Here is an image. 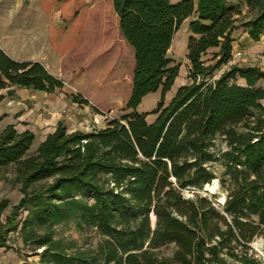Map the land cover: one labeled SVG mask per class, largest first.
I'll use <instances>...</instances> for the list:
<instances>
[{
    "label": "trees",
    "instance_id": "1",
    "mask_svg": "<svg viewBox=\"0 0 264 264\" xmlns=\"http://www.w3.org/2000/svg\"><path fill=\"white\" fill-rule=\"evenodd\" d=\"M39 1L51 16L58 13V19L49 20V42L58 53L67 52L84 28L82 50L88 49L90 36L97 39L93 51L104 54L112 48L115 38L105 32L103 3L92 16L94 0ZM241 1L255 12L245 25L249 36L259 40L264 0ZM111 3L118 31L132 50L129 89L121 106L125 113L96 131L69 132L60 122L33 153V131L19 132L13 124L0 131V168L14 166L22 192L0 226V246L17 228L16 215L23 208L28 212L21 235L33 250L42 248L40 264H96L99 258L103 264H257L250 242L264 235V88L257 86L264 70L231 64L209 79L231 60V32L241 10L228 0ZM192 15L187 46L191 82L164 104L180 68L171 66L168 51L175 32ZM96 17L100 22H94ZM212 48L218 50L203 58ZM110 59L109 66L118 64L113 74L121 68L120 55ZM236 76L246 83L231 81ZM12 85L51 93L63 81L39 61H16L0 47V88ZM160 86L156 107L139 112L143 98ZM72 100L89 103L80 93ZM149 114L155 115L153 121ZM217 135L228 146L219 157L211 149ZM218 159L231 174L220 206L201 192L215 178L211 163ZM186 190L191 198L184 196ZM6 203L0 202V213ZM74 214L103 235L96 255L67 252L54 239V225ZM170 243L176 246L171 258L156 255L155 249Z\"/></svg>",
    "mask_w": 264,
    "mask_h": 264
},
{
    "label": "crops",
    "instance_id": "2",
    "mask_svg": "<svg viewBox=\"0 0 264 264\" xmlns=\"http://www.w3.org/2000/svg\"><path fill=\"white\" fill-rule=\"evenodd\" d=\"M228 2L243 8L248 7L241 0H228ZM45 14L47 13L42 9L39 0H0V47L16 61H39L52 75L63 81V87L51 93L17 85L0 88V131L7 125L13 124L19 132L26 129L33 131L35 134L34 141L37 140L40 143L48 134L55 131L60 122L69 132L84 131L83 120L89 117L91 107H97L100 111L103 100L104 103L105 101L107 103L103 105L104 107L111 103L120 106L129 89L125 94L120 93V85L123 83V79L120 77L116 80L114 78H110L111 80L101 78L104 73L103 68H101L100 79L95 81L94 78H91L92 76L85 72L80 63L73 61L74 55H79L82 48L86 28L67 52L60 54L54 50L49 43L47 25L42 38L41 18ZM191 34L190 32L189 36ZM241 34L242 37L240 38L239 35ZM231 37L233 39L232 51L240 48L248 49L247 51L251 54L264 51L262 50L264 49V41H262L264 33L261 34L260 40L254 41L249 36L247 28L243 30L233 28ZM240 43L245 44V46L241 47ZM183 44L185 48L182 53L187 54L188 40L183 39L179 43L180 46ZM174 45L175 35L168 51V57L171 49H174ZM212 49L213 51L218 50L217 48ZM115 53L116 51L110 52L111 58L114 57ZM177 78L178 76L167 91H174L167 103L175 95L177 89L183 85L177 84ZM239 79L238 83H246L244 78L239 77ZM173 87L175 88L172 89ZM158 92L159 90L147 94L137 110L149 112L150 109H154L159 101ZM75 93H80L89 103L74 102L72 95ZM143 105L149 109L144 110L146 107ZM154 118L155 115L153 114L147 116L148 121H153Z\"/></svg>",
    "mask_w": 264,
    "mask_h": 264
},
{
    "label": "rangeland",
    "instance_id": "3",
    "mask_svg": "<svg viewBox=\"0 0 264 264\" xmlns=\"http://www.w3.org/2000/svg\"><path fill=\"white\" fill-rule=\"evenodd\" d=\"M171 1L175 2L178 0H171ZM193 1L197 3L198 0H193ZM100 3L104 4V5L102 4L104 6L103 8L106 11V14H108L107 17L108 23L106 22L104 26V28L106 27L105 32L115 38L114 42L112 43L113 44L112 48L105 51L104 54H100L99 52L93 51L92 49L95 47L94 44H97V39L91 38L90 36L88 37L89 39H87L88 49L86 48L83 50L80 49L79 55H74L73 61L75 63L76 62L80 63L82 65V68L85 70V72H87V74L92 76L91 78L92 79L94 78L95 81L98 78L100 79L101 76L100 72H102L101 68L104 69L103 71L104 73L101 76V78L104 79L114 78L115 80L119 77L122 78L123 83L122 85H120L121 86L120 93L125 94V92L128 89V78L132 68V50L122 39V35L118 31V18L112 8L111 0H94V3L91 6V11H90L91 15L93 16V13L96 11L97 6H99ZM237 6H238V10H241V13L235 14V17L238 18V20L236 23H234L233 28L243 30L244 28H246L245 25L246 22L255 15V12L252 11L249 7L243 8L240 5ZM50 17H52L53 19H58V13H54L52 16L48 13L42 15L41 18L42 38L44 37V29L46 25L48 26V38H49ZM195 18L196 15H192L186 18L181 24L180 28L174 34L175 45H174V49H171L169 53V57L173 59V61L171 62V66H174L176 64L180 65L179 74L176 81L177 84H186L191 82L188 72V66L190 62L187 58V54L182 53L184 51L185 45L183 44L180 46L179 43L183 39L188 40L190 34L188 24L190 20ZM100 20L101 18L99 19L98 17H96V19H94V22L98 23L100 22ZM92 37L94 36L92 35ZM239 37L241 38L242 34L239 35ZM262 41H264V38ZM240 46L241 47L245 46V44L240 43ZM111 51L113 52L116 51V53L119 52L120 62L118 63L119 66L121 65V68L119 69L117 68L118 70L113 74L111 73V71L113 70L114 66L118 64L115 62L116 65L115 63H113L109 66L108 62H110L111 60L110 59ZM260 53H264V51L256 52L254 54H260ZM212 54H213V49H210L203 55V58H211ZM254 54L249 53L248 56L237 58L235 59L234 62L222 64L212 73L209 79L214 80L218 78L223 71L227 70L231 66V64H237L238 66L241 67L256 65L259 66L262 70H264V64L258 61V59H254L255 58ZM209 62H214V60H209ZM239 80H240L239 77L236 76L231 81L239 82ZM257 86L264 88V79H261L257 83ZM174 88L175 87H173L172 89ZM110 91H112V89H110ZM160 91H161V86L158 92L159 100L161 96ZM172 94H174V91L167 92L165 94L164 104L167 103V101L169 100ZM101 103L103 105L107 104L106 101L104 103V100L101 101ZM101 103L100 106L102 105ZM262 104L264 105V100L262 101ZM103 105L101 106L102 108L100 109V111H97L91 107L89 117L88 118L86 117L83 120L84 131L86 132L88 131V124H92L95 118L99 121L98 126L102 128L105 127L108 121L111 120L112 118H119L121 117L122 114L125 113V111L121 110L122 105L118 106L115 104L113 105L112 103L106 107H104ZM143 106L146 107L145 105ZM148 109L149 108L146 107V109L144 110H148ZM39 144L40 142L35 140L31 148L29 149V153L35 152ZM211 149L216 153L217 157H219L223 151L228 149L226 140L223 135H217L215 137L214 145L212 146ZM211 168L215 172V178L218 181V187H215L214 189L212 188L209 189L206 186H204L201 192L203 194H208L209 196H211L212 200L215 201L220 206L224 203L228 193V188L231 185V174L221 159L212 162ZM13 169H14L13 165L6 168H0V202L3 200H6L7 202L6 205L2 208L0 213V226L1 224H5L7 222V217L11 215L13 206H15L22 197L20 183L14 180L15 175ZM212 182L213 180L210 183ZM186 192L192 193L191 191L188 190H186ZM27 212H28L27 209L22 208L19 210L18 214L16 215V220L18 221L17 228L12 231H9L7 235L4 236L3 240L5 242V245L0 246V264H40L41 263L42 248L33 250L32 249L33 245L30 242L26 243L24 241L23 236L21 235L20 229ZM151 219H153L152 216ZM53 236L55 240L61 242L64 248H66L67 252H73L76 249H80L83 251L90 252L91 255H96V251L98 249L99 243L104 238L103 235L94 225L83 222L80 219L79 214H74L70 219L55 224L53 227ZM258 240L260 244L256 246L255 243ZM263 243H264L263 234H259L255 236L253 240L250 242V246L253 252L255 251L254 247H259ZM175 248H176L175 244L170 243L168 245L162 246L161 248L155 249V253L157 256L161 258H171L173 256ZM229 262L235 263V261L231 259H229ZM96 264H103V261L99 258Z\"/></svg>",
    "mask_w": 264,
    "mask_h": 264
},
{
    "label": "built area",
    "instance_id": "4",
    "mask_svg": "<svg viewBox=\"0 0 264 264\" xmlns=\"http://www.w3.org/2000/svg\"><path fill=\"white\" fill-rule=\"evenodd\" d=\"M249 52L245 48H240L232 51L231 62H234L235 59L248 56ZM255 59H258L261 63L264 64V53L254 54ZM99 125V121L95 118L92 124H88V131H96L97 129L101 128ZM254 257L257 260V264H264V243L261 244L259 247H254Z\"/></svg>",
    "mask_w": 264,
    "mask_h": 264
},
{
    "label": "bare ground",
    "instance_id": "5",
    "mask_svg": "<svg viewBox=\"0 0 264 264\" xmlns=\"http://www.w3.org/2000/svg\"><path fill=\"white\" fill-rule=\"evenodd\" d=\"M206 187L209 188V189H210V188L214 189L215 187H218V181H217V179L214 178L212 183H207V184H206ZM153 219H154V218H153ZM255 244H256V246L259 245V244H260L259 240L256 241Z\"/></svg>",
    "mask_w": 264,
    "mask_h": 264
},
{
    "label": "water",
    "instance_id": "6",
    "mask_svg": "<svg viewBox=\"0 0 264 264\" xmlns=\"http://www.w3.org/2000/svg\"><path fill=\"white\" fill-rule=\"evenodd\" d=\"M206 186V185H205ZM207 189V188H206ZM184 196L186 197V198H191L193 195H192V193H189V192H184ZM153 223H155V216H154V219H153Z\"/></svg>",
    "mask_w": 264,
    "mask_h": 264
}]
</instances>
